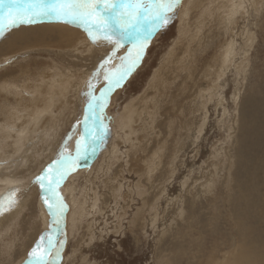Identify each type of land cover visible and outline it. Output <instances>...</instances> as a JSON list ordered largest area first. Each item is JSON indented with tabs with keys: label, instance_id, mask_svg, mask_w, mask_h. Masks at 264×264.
<instances>
[{
	"label": "rangeland",
	"instance_id": "rangeland-1",
	"mask_svg": "<svg viewBox=\"0 0 264 264\" xmlns=\"http://www.w3.org/2000/svg\"><path fill=\"white\" fill-rule=\"evenodd\" d=\"M240 1L225 34L224 0H181L174 19L153 35L138 64L94 113L86 110L89 81L99 96L107 85L105 69H116L129 49L133 57V44L113 54L108 43H93L82 28L53 19L17 24L4 33L46 25L66 27L74 36L69 45L35 43L0 54V81L13 83L10 92L0 89V179L12 180L6 191L20 189L15 206L2 216L22 204L14 217L1 218L0 264H26L49 232L51 217L34 179L61 153L75 157L77 141L83 148L86 118L107 131L59 188L67 206L55 239L64 241L59 264H228L240 247L244 264H264V0L259 10L250 0ZM78 38L84 42L67 49ZM232 40L238 53L226 68L215 59ZM240 62L245 70L235 67ZM24 68L26 75L13 78ZM51 74L56 81L42 87L44 95L38 84ZM226 193L239 194L238 200Z\"/></svg>",
	"mask_w": 264,
	"mask_h": 264
},
{
	"label": "snow or ice",
	"instance_id": "snow-or-ice-1",
	"mask_svg": "<svg viewBox=\"0 0 264 264\" xmlns=\"http://www.w3.org/2000/svg\"><path fill=\"white\" fill-rule=\"evenodd\" d=\"M180 4L181 0H0V36L17 24L53 19L82 28L93 43H108L113 47V54L120 47L133 44L136 47L134 58H131L132 50L129 49L128 55L120 57L121 63L116 69H105L107 85L101 89L99 96L93 94L94 84L89 81L85 93L88 97L86 110L94 113L98 104L101 109L106 106L109 93L114 87H119L138 64L146 42L174 19ZM107 63L108 60H105L104 64ZM98 75L99 71L94 74ZM106 131V127L100 131L94 125H88L86 118L83 136L87 139L83 148L77 141L75 157L61 153L35 177L34 183L40 186L43 193L41 199L51 222L49 232L42 234L29 252L26 264H59L64 241H55L53 235L62 231L67 207L59 188L67 175L75 170L74 163L95 153L94 145L102 142ZM19 191V188H10L0 195V215L15 206Z\"/></svg>",
	"mask_w": 264,
	"mask_h": 264
},
{
	"label": "bare ground",
	"instance_id": "bare-ground-1",
	"mask_svg": "<svg viewBox=\"0 0 264 264\" xmlns=\"http://www.w3.org/2000/svg\"><path fill=\"white\" fill-rule=\"evenodd\" d=\"M222 1L223 0H221V3H222ZM247 1V0H246ZM251 1V6H253V7H255V9L256 8H258V10H259V8H260V5H261V1L262 0H250ZM213 2V1H212ZM224 2L225 3H223L222 4V7H223V11L221 12L220 11V19L222 20V23H221V26H223V32L226 34L227 32H228V28L226 27V23H228V21H230L229 19H230V17H231V15H232V12L235 10V9H239V8H241L242 6H243V4L241 3V1L240 0H238V1H236L237 3H234L233 2V0H224ZM219 3V2H218ZM220 3V4H221ZM230 7V8H229ZM221 8V7H220ZM242 11H244V10H242ZM200 13V12H199ZM235 13V12H234ZM239 13H241L240 11H239ZM212 16V15H211ZM8 32V31H7ZM244 33H246V32H244ZM244 33H243V35H244ZM73 36L74 35H72L71 33H69V30L66 28V27H61V26H46V25H41V27H38V28H35V27H28V28H22V29H19V30H13V31H10L9 32V34H4V36L2 37V38H0V54H10V52H13V51H15V50H25V49H27V48H35V47H30V46H26V45H28V44H42V45H48V46H50V47H53V46H60V45H69L72 41H71V39H73ZM247 38V36H246V34L244 35V38ZM248 37H250V36H248ZM250 38H252L251 39V41L253 40V37H250ZM31 41H33V42H31ZM78 41H80L79 42V44H77L76 45V43L78 42ZM82 42H84V40H81L80 38H78L77 39V41L73 44V46L72 47H67V49H71V51L73 50V49H75L76 47H78V45H80ZM35 44V45H36ZM234 41L232 40V41H227L226 42V44L223 46V47H221L220 48V54L217 56V58L215 59L216 60V63L217 62H219L220 63V66H223V67H226V68H228V66H230V65H232V63H233V60H234V56L238 53L237 51H235V46H234ZM251 44V42L248 40L247 41V43H246V46L248 47V45H250ZM83 45V44H82ZM93 46V45H92ZM251 46V45H250ZM25 47H27V48H25ZM82 47H84V45L82 46ZM23 48H25V49H23ZM79 49H80V47H79ZM33 50V49H32ZM31 50V51H32ZM60 50V49H59ZM62 50V49H61ZM60 50V51H61ZM237 50V49H236ZM35 51V50H34ZM59 51V52H60ZM243 51V50H242ZM17 52V51H16ZM67 52V51H66ZM89 52V51H88ZM26 53V52H25ZM48 53V52H47ZM243 53V52H242ZM90 54V53H89ZM245 54H246V52H245ZM22 55V54H21ZM242 56H245V55H243L242 54ZM242 58V57H241ZM2 59V58H1ZM99 59V58H98ZM255 59V58H254ZM218 63V64H219ZM241 63H244V62H240L239 64H237L235 67H237L238 69H242V70H245V67H241ZM253 63V62H252ZM24 67V66H23ZM28 67V66H27ZM218 67V66H217ZM251 67V66H250ZM22 68V67H21ZM23 69V68H22ZM26 69H28V68H26ZM20 70V69H19ZM220 72V71H219ZM26 73V71H25V68H24V70L23 71H21L20 70V74L19 75H13V78H16V79H18V77L19 76H21V75H23V74H25ZM26 75V74H25ZM24 76V75H23ZM51 76L53 77L54 76V74H51ZM62 76V75H61ZM26 77V76H25ZM62 77H64V76H62ZM67 77V76H66ZM66 77H65V80H66ZM13 78H10V79H13ZM61 78V77H60ZM59 79V78H58ZM69 79V78H68ZM153 79H154V77H153ZM6 80V79H5ZM9 80V79H8ZM64 80V79H63ZM22 81V80H21ZM56 81V78H50V79H47V80H40V82H39V84H38V88L40 89V90H43L42 89V87H44V86H48V87H51V85L54 83ZM61 81H62V79H61ZM161 81V80H160ZM24 82V81H23ZM25 83V82H24ZM11 84H13V83H11ZM10 83H7L6 84V82H2L1 83V81H0V89L2 90V89H6V90H8L9 92L11 91L10 89H11V87H12V85H11ZM214 84H216V83H214ZM15 85V84H14ZM150 85H152V84H150ZM217 85V84H216ZM214 87V86H213ZM221 87V86H220ZM16 90V89H15ZM14 91V90H13ZM44 92H43V94L45 95V93H46V91L45 90H43ZM48 91H49V94L51 93V91L48 89ZM210 91H211V93H210V95H212V96H214L213 95V93H214V90H213V92H212V90L210 89ZM216 93L215 94H217V88H216ZM20 90L18 89V92H17V94L15 95L16 96V98H19L21 95H20ZM219 94V93H218ZM209 95V96H210ZM54 96V95H53ZM52 98V97H51ZM139 98V97H138ZM201 99L203 98L204 100L203 101H205V98H204V96H202V97H200ZM208 98V97H207ZM20 99V98H19ZM42 99H45V98H43V96H42ZM140 99V98H139ZM142 99V98H141ZM210 99V98H209ZM209 99H207V100H209ZM221 100H223L222 99V96H221V98H220ZM150 100V99H149ZM49 101V100H48ZM219 101V100H218ZM51 102V101H50ZM218 104V103H217ZM203 105V104H202ZM204 106V105H203ZM42 107V106H41ZM206 108V107H205ZM224 108V107H223ZM154 109H155V107H154ZM8 110V109H7ZM34 110H37L38 111V109H34ZM36 111V112H37ZM155 112V111H154ZM173 112V111H172ZM38 113V112H37ZM257 113V112H256ZM30 114V113H29ZM97 114V113H96ZM31 117V116H30ZM124 117V116H123ZM37 119V118H36ZM129 119V118H128ZM126 120V119H125ZM206 121V120H205ZM263 122V121H262ZM256 123H257V121H256ZM258 124H259V122H258ZM264 124V123H263ZM260 125V124H259ZM260 126H262V124L260 125ZM264 126V125H263ZM262 126V127H263ZM184 127V126H183ZM256 127H258V125H256ZM202 129V128H201ZM262 129H264V128H262ZM259 130H260V128H259ZM246 132V131H245ZM248 132V131H247ZM243 133H244V131H243ZM249 133V132H248ZM246 134V133H245ZM244 134V135H245ZM248 135H251L250 133L248 134ZM259 135V134H258ZM245 136H247V135H245ZM260 136V135H259ZM262 136V135H261ZM243 137V136H242ZM242 137H241V139H240V141L242 140ZM248 137V136H247ZM252 137H253V135H252ZM243 138H245V137H243ZM239 141V140H238ZM239 141V142H240ZM249 142L251 143V139L247 142L248 144H249ZM262 142H264V141H262ZM13 143H15V144H19L20 143V140L18 139H15L14 140V142ZM233 144V143H232ZM231 144V145H232ZM256 144H258V143H256ZM14 145V144H13ZM243 146V145H242ZM239 149H241V148H239ZM263 149V148H262ZM219 151V150H218ZM238 151H240V150H238ZM255 151H256V149H255ZM247 152V151H246ZM245 152V153H246ZM244 153V154H245ZM249 153V152H248ZM264 153V151L262 152V154ZM233 154H235V153H233ZM261 154V153H260ZM261 154V155H262ZM174 155V154H173ZM241 155V154H240ZM227 156H229V154H227ZM232 156V155H231ZM242 156H243V154H242ZM230 157V156H229ZM235 157V156H234ZM240 157V156H239ZM250 157V156H249ZM248 157V158H249ZM235 159H236V157H235ZM235 159H234V161H235ZM243 159V158H242ZM250 160H251V158H250ZM254 160V159H253ZM263 160H264V158H263ZM232 161V160H231ZM248 161H249V159H248ZM245 162V161H244ZM257 162V161H256ZM262 162V161H261ZM248 162H246V164H247ZM263 163V162H262ZM234 165H235V163H234ZM240 165H242V164H240ZM257 165V164H256ZM262 166H263V164H261ZM231 166H233V164L231 165ZM244 166V168L246 167L245 166V164L243 165ZM247 166H248V164H247ZM250 166V165H249ZM261 166V167H262ZM236 167H238L237 168V170H236V172L239 170V166H238V164L236 165ZM252 167V166H251ZM253 167H255V166H253ZM258 167H260L259 165H258ZM241 168V167H240ZM247 169V168H246ZM250 169V168H249ZM253 169V168H252ZM263 171H264V169L263 168H261ZM240 170H242V169H240ZM254 170V169H253ZM163 171V170H162ZM243 171H244V169H243ZM250 171V170H249ZM252 171V170H251ZM250 171V172H251ZM172 172V171H171ZM246 173H248L247 172V170H246ZM252 173V172H251ZM216 174V173H215ZM255 174V173H254ZM253 174V175H254ZM242 175V174H241ZM244 175H246V174H244ZM244 175L242 176V177H244ZM248 176H249V174H248ZM262 176V175H261ZM260 176V178L259 179H261L262 177ZM233 177V176H232ZM237 177V176H236ZM251 177H252V175H251ZM233 179H236V178H233ZM237 179H238V177H237ZM240 179V178H239ZM241 179H243V178H241ZM253 179V178H252ZM251 179V180H252ZM194 181V180H193ZM235 181V180H234ZM0 195H3V193H4V191H6V188L7 187H9V185L10 184H12L13 182H12V180H9V179H0ZM236 182V181H235ZM238 183H240V182H238ZM234 185H235V183H234ZM234 185H232V188L234 187ZM236 185H237V183H236ZM235 185V186H236ZM11 186V185H10ZM240 186V185H239ZM243 186V185H242ZM258 187V186H257ZM237 188H240V187H238V185H237ZM247 188V187H246ZM252 188V187H251ZM259 188V187H258ZM234 189H235V187H234ZM234 189L233 190H231V188H230V190L232 191V193L234 192ZM240 189H242V188H240ZM239 189V191H241ZM243 190V189H242ZM227 191V190H226ZM228 191H229V189H228ZM227 191V193H229V192H231V191H229L228 192ZM226 193V194H227ZM237 193H239V192H237ZM242 193V192H241ZM260 193V192H259ZM235 194V196L236 195H239V194H236V193H234ZM234 194H232V195H234ZM229 197H231L229 194H227ZM260 195V194H259ZM256 196H258V195H256ZM237 197L238 196H236V199H237ZM240 197H243L242 196V194H240ZM245 197V196H244ZM259 197H261V196H259ZM234 198V197H233ZM262 198V197H261ZM264 198V197H263ZM28 199V198H27ZM230 199V198H229ZM228 199V200H229ZM236 199H234V200H236ZM259 199V198H258ZM238 200V199H237ZM261 200V199H260ZM220 201V200H219ZM232 201H233V199H232ZM239 201H240V199H239ZM264 201V200H263ZM221 202V201H220ZM229 202V201H228ZM238 202V201H237ZM236 202V203H237ZM211 205V204H210ZM237 205V204H236ZM246 205V204H245ZM212 206V205H211ZM232 206V205H231ZM250 205L248 204V207H249ZM262 206V205H261ZM21 207H22V204H20V205H18V207L15 209V210H13V211H11V212H9V213H7V215H5V216H2V217H0V223H4V221L3 220H5V219H10L11 217H14L13 215H15V213H17L19 210H21ZM159 207V206H158ZM244 207V206H243ZM217 208V207H216ZM234 208V207H233ZM235 208H237L236 209V212L238 211V207H236L235 206ZM234 208V209H235ZM240 208V207H239ZM257 208V207H256ZM247 209V208H246ZM245 209V210H246ZM251 209V208H250ZM80 210V209H79ZM221 210V209H220ZM231 210H233V209H231ZM244 209L242 210V212H244L245 211ZM260 210V209H259ZM234 211V210H233ZM256 211V210H255ZM255 211H253V212H255ZM258 211V210H257ZM7 212V211H6ZM101 212V211H100ZM233 213V212H232ZM259 213H262L261 211H259ZM139 214V213H138ZM231 214V213H230ZM233 215V214H232ZM232 215H231V217H232ZM242 217H243V215H241ZM261 216V215H260ZM239 217V216H238ZM237 217V218H238ZM259 217V216H258ZM3 220H2V219ZM180 218V217H179ZM256 218V217H255ZM263 219V217L261 216L260 218H258V219ZM216 219H218L217 217H215V222H216ZM229 219H231V218H229ZM240 219V218H239ZM257 219V220H258ZM182 220V219H181ZM233 220H235V219H233ZM237 220V219H236ZM235 220V221H236ZM253 220H254V218H253ZM218 221V220H217ZM230 221V220H229ZM184 222V221H183ZM214 222V223H215ZM234 222V221H233ZM233 222H231V223H233ZM171 223V222H170ZM235 223V222H234ZM234 223H233V225H234ZM2 225V224H1ZM8 225V224H7ZM232 225V226H233ZM245 225V224H244ZM80 226V225H79ZM240 226H243V224H241ZM245 226H247V224L245 225ZM244 226V227H245ZM5 227V226H4ZM7 227H9V226H7ZM192 227V226H191ZM251 227L252 226H249L248 225V228H250V230H253V229H251ZM80 228V227H79ZM78 228V229H79ZM174 228V227H173ZM193 228V227H192ZM216 228V227H215ZM246 228V227H245ZM2 229V228H1ZM234 229V228H233ZM2 230H4V228L2 229ZM70 230V229H69ZM189 230H192L191 228L189 229ZM246 230H248L247 228H246ZM249 230V231H250ZM255 230V229H254ZM241 231H242V229H241ZM240 231V232H241ZM248 231V232H249ZM205 232V231H204ZM246 232V231H245ZM248 232H246V233H248ZM201 233V232H200ZM206 233V232H205ZM243 231L240 233V234H242L243 235ZM246 233H245V235H246ZM193 234H195V232H193ZM240 234H239V236H240ZM249 234V233H248ZM247 234V235H248ZM254 234V233H253ZM241 235V236H242ZM251 235V234H250ZM220 236V235H219ZM218 236V237H219ZM238 236V237H239ZM203 237V236H202ZM202 237L200 238V239H202ZM232 237V236H231ZM237 237V238H238ZM245 237V236H244ZM253 237V236H252ZM204 238V237H203ZM208 238V237H207ZM210 238V237H209ZM254 238V237H253ZM191 239H192V237H191ZM195 239H196V237H195ZM212 239V238H211ZM232 239V238H231ZM239 239V238H238ZM245 239H248V241H249V237L248 238H246L245 237ZM245 239H244V241H245ZM210 240V239H209ZM241 240V239H240ZM255 240V239H254ZM233 242L234 240H230V242ZM202 242V241H201ZM209 242H211V241H209ZM239 242H242V241H239ZM251 242H253V240L251 241ZM250 242V244H253V243H251ZM78 243V242H77ZM221 243V242H220ZM219 243V244H220ZM234 243V242H233ZM242 243H244V242H242ZM261 243V242H260ZM201 244V243H200ZM222 244V243H221ZM220 244V245H221ZM228 244V243H227ZM230 244V243H229ZM240 244V243H239ZM247 244V243H246ZM250 244H248V245H250ZM232 245V244H231ZM241 245V244H240ZM244 245V244H243ZM248 245H246V247L248 246ZM233 246V245H232ZM231 246V247H232ZM254 246V245H253ZM252 246V247H253ZM263 246H264V244H263ZM229 247H230V245H229ZM224 248H226V247H224ZM251 247H249V250L251 251V249H250ZM255 248V247H254ZM254 248H252V250H254ZM210 249V248H209ZM259 248H257V250H258ZM263 249H264V247H263ZM211 250V249H210ZM240 250H241V253H239L238 254V252H237V254H236V251L234 252L235 254H233L234 256L235 255H237L238 257H236V258H234V256H231L230 257V259H229V261H230V263L227 261V263L228 264H244V261L245 260H243L242 258H241V255L243 256L244 255V258H246L245 257V252L242 254V248L240 247ZM245 250H247L246 248H245ZM261 250V249H260ZM7 251H9V250H7ZM11 251V250H10ZM213 251V250H212ZM219 251V250H218ZM217 251V252H218ZM227 251V250H226ZM259 251V250H258ZM257 251V252H258ZM211 252V251H210ZM214 252V251H213ZM229 251H227V253H228ZM248 251H246V253H247ZM261 252V251H260ZM215 253V252H214ZM248 253H250V252H248ZM254 253V252H253ZM262 253V252H261ZM212 254V253H211ZM256 254V253H255ZM255 254H252L251 253V255H255ZM225 255L226 254H223V256H222V258H224L225 257ZM249 255V254H248ZM258 255V254H257ZM260 255H262V254H260ZM220 256V255H219ZM264 256V255H263ZM211 257V256H210ZM255 258H257L256 256H255ZM258 259V258H257ZM223 260V259H222ZM254 260H256V259H254ZM253 260V261H254ZM262 260V259H261ZM257 261V260H256ZM219 262V261H218ZM250 263H252L251 261H249ZM262 262V261H261ZM202 264V263H201ZM216 264V263H215ZM261 264V263H260Z\"/></svg>",
	"mask_w": 264,
	"mask_h": 264
},
{
	"label": "water",
	"instance_id": "water-1",
	"mask_svg": "<svg viewBox=\"0 0 264 264\" xmlns=\"http://www.w3.org/2000/svg\"><path fill=\"white\" fill-rule=\"evenodd\" d=\"M153 37V36H152ZM152 37L146 42V44L152 39ZM145 48H146V46H144V49H143V51L145 50ZM136 54V53H135ZM135 57V55L132 57V58H134ZM96 96V95H95ZM95 112H97V107H96V109H95ZM56 233H54V235H53V239L55 240L56 239Z\"/></svg>",
	"mask_w": 264,
	"mask_h": 264
}]
</instances>
